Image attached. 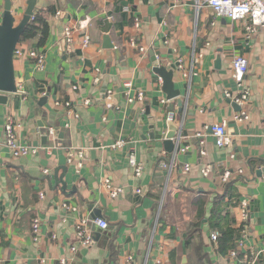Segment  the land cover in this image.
<instances>
[{
    "label": "crops",
    "instance_id": "1",
    "mask_svg": "<svg viewBox=\"0 0 264 264\" xmlns=\"http://www.w3.org/2000/svg\"><path fill=\"white\" fill-rule=\"evenodd\" d=\"M26 4L13 0L17 24ZM37 10L50 24L47 42L34 50L39 57L15 58L18 91L0 102V264H126L127 256L135 264H264V27L218 16L205 0H39ZM31 44L19 43L25 53ZM151 51L177 70L183 112L163 91ZM240 55L249 61L242 81L233 70ZM150 114L157 138L167 121L182 129L175 159L151 138ZM9 118L36 154L11 153ZM220 122L231 140L224 147L212 131ZM227 173L236 180L228 208L243 227L222 255L208 218ZM55 176H64L65 190ZM83 220L97 238L92 246L77 242ZM102 230L112 235L107 244Z\"/></svg>",
    "mask_w": 264,
    "mask_h": 264
},
{
    "label": "built area",
    "instance_id": "2",
    "mask_svg": "<svg viewBox=\"0 0 264 264\" xmlns=\"http://www.w3.org/2000/svg\"><path fill=\"white\" fill-rule=\"evenodd\" d=\"M178 2L179 0H174ZM206 4L211 8V10L218 16L229 18L232 20H245L249 27L256 31L257 29L264 27V0H205ZM3 9L0 7V20L2 16ZM136 27L140 26L139 22L135 23ZM130 46L138 49L139 52L145 54L147 52L146 48L141 46L135 38H132L129 42ZM26 54H30L31 57H39V53L37 51H30L29 53H25L23 47L19 44L15 50V58L25 57ZM179 70L184 73L186 76V69L184 66L183 59L180 58L179 60ZM194 64V63H193ZM249 69V61L246 57L240 55L235 57L233 61V70L235 73V77L238 81H242L243 77L247 73ZM246 98V95L243 96ZM242 98L239 99L241 102ZM172 116L169 117L171 119ZM237 118L239 121L245 119L244 115L237 114ZM20 127L19 124H16L14 119L9 118L4 126V141L6 146L10 149L11 153L14 156L21 157V156H28L36 154L40 148L35 147L34 145L27 144L22 142L21 138L18 135V128ZM213 135L216 139V144L219 147H224L228 145L231 140L227 136L226 130V123L220 122L215 123L212 125ZM51 134L54 133V130L51 128L49 131ZM202 134H198L201 136ZM201 144L204 145L205 141H201ZM50 149V148H49ZM48 149V150H49ZM202 153L206 155V150L202 149ZM175 159V156L173 157ZM130 163L132 166L136 165V160L133 156L130 158ZM170 165V164H169ZM167 163H163L164 167H169ZM190 165H184V170L189 171ZM49 170L45 169L44 173H48ZM242 173V171H239ZM226 182L231 179V174H226ZM41 197H44L43 194H40ZM97 224L106 229L109 227V223L105 219H96ZM40 226L41 222L38 218H35L33 221V232H34V240L38 241L40 236ZM77 242L79 245L82 246H92L97 241V238L93 235L88 225V220H83L78 223L77 231H76ZM53 238H56L54 235ZM77 246L72 247L75 250ZM40 264H48L46 259L41 258ZM59 264H68L67 259H61ZM126 264H135L133 256H127ZM154 264H169L162 259H156Z\"/></svg>",
    "mask_w": 264,
    "mask_h": 264
},
{
    "label": "water",
    "instance_id": "3",
    "mask_svg": "<svg viewBox=\"0 0 264 264\" xmlns=\"http://www.w3.org/2000/svg\"><path fill=\"white\" fill-rule=\"evenodd\" d=\"M39 0H27V6L24 10L23 17L21 21L17 24L16 17L13 12V0H5L3 6V12L0 20V102L5 103L8 99V95H3V93H16L18 91V85L16 81L15 74V50L17 45L20 42L21 36L31 20L32 16L37 10V4ZM105 41L107 43L111 42L110 37L105 36ZM64 42V41H63ZM111 44V43H110ZM107 47H112V45H107ZM152 61L154 64V71L162 78L163 80V91L166 93L168 99H176L179 106V112H183L185 108V98L183 97L182 90L175 87V76L177 70L174 68H168L166 65H162L156 57L154 51H151ZM220 58L217 60V64H220ZM178 68V63L176 64ZM49 95V92L47 96ZM47 97H44L43 100H46ZM150 120L152 123L151 138L159 141L165 147V150L175 157L178 154L179 143L182 135V129L175 122L167 121V133L164 138H157L155 134V119L150 114ZM45 140V138H44ZM94 155V152L93 154ZM60 169L66 170V167L61 166ZM58 170H56L57 172ZM264 172L257 171L258 175ZM64 176L56 177L57 182H61L63 189L67 188L66 182L63 180ZM101 231L100 228H98ZM104 237H102L103 242L106 244L111 238V233L109 230H102Z\"/></svg>",
    "mask_w": 264,
    "mask_h": 264
},
{
    "label": "trees",
    "instance_id": "4",
    "mask_svg": "<svg viewBox=\"0 0 264 264\" xmlns=\"http://www.w3.org/2000/svg\"><path fill=\"white\" fill-rule=\"evenodd\" d=\"M49 32L50 24L44 16V13L41 10H36L27 24L19 43L24 44L32 42L31 49L33 51H38L46 44ZM235 181L236 180H229L225 183V192L223 195H218L215 199L208 218L210 228L217 232L215 240L218 251L222 255H227L229 251L234 249L237 235L243 227L242 225L236 224L228 208V201H226L229 194L233 195L236 192ZM200 207L201 211L199 210L197 215L199 220L203 217L202 206ZM2 243H4V241L0 240V245H2Z\"/></svg>",
    "mask_w": 264,
    "mask_h": 264
}]
</instances>
